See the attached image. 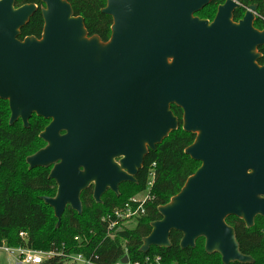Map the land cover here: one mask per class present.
I'll return each instance as SVG.
<instances>
[{
  "label": "water",
  "instance_id": "obj_1",
  "mask_svg": "<svg viewBox=\"0 0 264 264\" xmlns=\"http://www.w3.org/2000/svg\"><path fill=\"white\" fill-rule=\"evenodd\" d=\"M0 0V100L9 126L29 127L33 115L51 120L40 134L47 146L26 159L29 170L49 168L58 186L42 197L59 227L67 205L83 214L80 195L93 199L123 183L136 184L148 153L178 130L195 136L184 154L200 163L180 191L158 208L140 253L181 250L204 240L222 264H253L239 250L229 217L246 228L264 219V29L257 7L234 21L243 0H225L214 19L197 13L213 0H105L112 19L106 42L88 36L84 19L66 0H40V39L20 41L34 5ZM65 132L64 135H60ZM264 235V230L262 231ZM121 263H128L124 257Z\"/></svg>",
  "mask_w": 264,
  "mask_h": 264
},
{
  "label": "trees",
  "instance_id": "obj_2",
  "mask_svg": "<svg viewBox=\"0 0 264 264\" xmlns=\"http://www.w3.org/2000/svg\"><path fill=\"white\" fill-rule=\"evenodd\" d=\"M66 1L71 5L74 15L84 19L89 37L98 36L102 42L109 39L112 19L101 13L106 6L105 0ZM224 2L225 0H213L196 16L212 21L218 6ZM19 4L42 6L39 0H21ZM250 6L257 7L255 27L263 29L264 0H243L241 7L234 12V20L241 19ZM43 25L41 12L38 10L22 29L19 39L40 38ZM259 52L262 54L259 64L264 65V47ZM171 110L179 121V128L157 146L156 151L148 153L143 168L136 176L137 184L131 186L132 192L126 196L122 193L118 197L110 195L101 204H95L91 191L87 190L81 195L83 214L79 216L68 207L59 227H56L57 221L52 209L41 200L42 196L55 195V184L48 179V170H28L25 163L26 157L42 147L38 134L46 123L32 118L27 130L20 121L9 126L8 103L0 100V247L52 251L65 255L82 253L96 264H114L124 257L130 263H143L146 258L153 259L157 256L161 258V264H222L218 254L205 253L203 239H198L193 249L181 250V234L177 232L170 234V248L151 247L146 254L139 251L143 239L151 232L150 224L161 218L158 208L166 205L200 166V163L184 154L195 136L183 132L182 111L174 106ZM153 164V199L147 204L144 215L130 228L119 230L114 238H105L101 217L145 189L148 172ZM226 223L235 231L240 252L250 256L254 260L253 264H264V219L256 218L250 229L234 217H229ZM75 236H85L89 243L78 246L73 240ZM44 264H63V259L53 258Z\"/></svg>",
  "mask_w": 264,
  "mask_h": 264
},
{
  "label": "built area",
  "instance_id": "obj_3",
  "mask_svg": "<svg viewBox=\"0 0 264 264\" xmlns=\"http://www.w3.org/2000/svg\"><path fill=\"white\" fill-rule=\"evenodd\" d=\"M154 169L155 164H153L149 169L148 181L142 192L129 197L123 204L101 217L100 223L104 229L105 238H114L119 230L127 228V225L133 224L137 219L144 215L147 204L153 199L151 189L155 178ZM20 236L24 237L23 234ZM73 240L78 246H83V244L89 243L85 236H75ZM0 249L14 257V264H44L45 262L57 257L63 259V264H96L91 260V258H88L82 253H71L69 255H65L63 253H56L52 251L43 252L23 248H7L5 246L0 247ZM114 264L124 263L117 261ZM126 264H161V258L159 256L153 259L148 257L143 263H130L128 260V263Z\"/></svg>",
  "mask_w": 264,
  "mask_h": 264
},
{
  "label": "flooded vegetation",
  "instance_id": "obj_4",
  "mask_svg": "<svg viewBox=\"0 0 264 264\" xmlns=\"http://www.w3.org/2000/svg\"><path fill=\"white\" fill-rule=\"evenodd\" d=\"M20 1L21 0H16L15 2H14V7L17 9V8H20V7H22V6H25V5H34L35 7H36V12L38 11V10H40V12H41V10L44 8V4L40 1V3L42 4V6H37V5H35V4H23V5H20L19 3H20ZM35 12V13H36ZM246 12V11H245ZM34 13V14H35ZM33 14V15H34ZM245 14V13H244ZM42 15V14H41ZM216 15V14H215ZM244 16V15H243ZM33 17V16H32ZM31 17V18H32ZM30 18V19H31ZM43 18V17H42ZM240 20V19H239ZM30 21V20H29ZM209 21V20H208ZM235 21V20H234ZM238 21V20H237ZM237 21H235V22H237ZM44 22V21H43ZM211 22V21H210ZM256 22V21H255ZM29 23V22H28ZM27 23V24H28ZM27 24L24 26V27H26L27 26ZM44 26V25H43ZM23 27V28H24ZM254 27H255V24H254ZM22 28V29H23ZM256 28V27H255ZM22 29H21V31H22ZM257 29V28H256ZM264 29V28H263ZM263 29H261V30H263ZM42 30H43V28H42ZM257 30H260V29H257ZM260 30V31H261ZM21 31H20V36H21ZM41 35H42V32H41ZM41 35H40V38H41ZM19 36V37H20ZM26 38H28V37H26ZM40 38H37V39H40ZM19 39V38H18ZM25 39V38H24ZM23 39V40H24ZM20 40V39H19ZM23 40H20V41H23ZM260 49V48H259ZM261 54V53H260ZM261 58H262V54H261ZM261 58L259 59V61L261 60ZM259 61H258V63H259ZM32 118H37V119H40V120H42V121H44L45 123H46V125L44 126V128L42 129V131L38 134V138L40 139V141L42 142V147L38 150V151H40V150H42V149H44L46 146H47V143L46 142H44L39 136H40V134L41 133H43L44 132V130H45V128L50 124V122H51V120H45V119H43V118H40V117H37V116H35V115H33L32 117H31V119L29 120V127L27 128V129H29L30 128V121L32 120ZM19 122V121H18ZM23 126V125H22ZM26 129V130H27ZM65 134V132H61L60 133V135L62 136V135H64ZM38 151H36L35 153H37ZM34 153V154H35ZM34 154H32V155H34ZM32 155H30V156H32ZM30 156H28V157H30ZM28 157H26V159L28 158ZM26 159H25V163H26ZM27 165V164H26ZM27 167H28V165H27ZM52 167H53V165H51L49 168H37V169H41V170H48V179L50 180V181H52V182H54V184H55V187H56V189H55V195H56V192H57V189H58V186H57V184H56V182L54 181V180H52V179H50L49 178V174H50V172H51V169H52ZM37 169H34V170H37ZM29 170V169H28ZM135 179H136V177H135ZM136 184H137V181H136ZM132 185H135V184H127V183H123V184H121V185H119V187H118V195H116V194H114L113 192H111L109 189L101 196V203L103 202V200H104V198L105 197H110V195H114V196H116V197H118V196H120V194H121V190H122V188L124 187V186H132ZM93 185H90L86 190H84V191H82V193H81V195L84 193V192H86L87 190H90L91 191V198H92V200H93V202L95 203V201H94V199H93ZM55 195L53 196V197H48V196H42V197H48V198H54L55 197ZM81 195H80V201H81ZM41 197V198H42ZM100 203V204H101ZM96 204V203H95ZM69 207V205H67V208ZM66 208V209H67ZM235 218V217H234ZM237 219V218H236Z\"/></svg>",
  "mask_w": 264,
  "mask_h": 264
},
{
  "label": "rangeland",
  "instance_id": "obj_5",
  "mask_svg": "<svg viewBox=\"0 0 264 264\" xmlns=\"http://www.w3.org/2000/svg\"><path fill=\"white\" fill-rule=\"evenodd\" d=\"M132 192V187L124 186L121 190V193L126 196ZM133 224L127 225L130 228ZM15 259L13 256L9 255L8 253L4 252L0 249V264H14Z\"/></svg>",
  "mask_w": 264,
  "mask_h": 264
}]
</instances>
